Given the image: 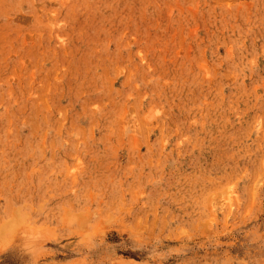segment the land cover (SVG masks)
Returning a JSON list of instances; mask_svg holds the SVG:
<instances>
[{"label":"rangeland","instance_id":"1","mask_svg":"<svg viewBox=\"0 0 264 264\" xmlns=\"http://www.w3.org/2000/svg\"><path fill=\"white\" fill-rule=\"evenodd\" d=\"M0 264H264V0H0Z\"/></svg>","mask_w":264,"mask_h":264}]
</instances>
